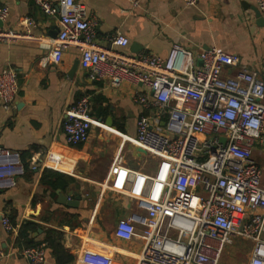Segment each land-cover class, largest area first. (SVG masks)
<instances>
[{"label": "built area", "instance_id": "1", "mask_svg": "<svg viewBox=\"0 0 264 264\" xmlns=\"http://www.w3.org/2000/svg\"><path fill=\"white\" fill-rule=\"evenodd\" d=\"M48 17L57 16L59 32L49 47L61 54L79 52L94 80L112 87L128 82L148 93H134L142 113L135 122V143L150 158L125 165L116 157L100 194L108 191L132 204L113 235L140 242L135 264H219L235 240L251 248L248 264H264V173L256 155L264 154V81L240 58L216 48L192 52L173 44L165 59L151 53L122 52L129 40L109 38L110 49L98 46L86 8L74 0H31ZM139 7V0H124ZM199 0H181L195 7ZM264 16V0H252ZM5 16L2 12L0 19ZM25 32L0 31V41L30 38ZM224 69L233 74L223 77ZM18 82L11 68L0 72V105L14 108ZM88 97L65 114L66 142H87L92 122ZM163 124V125H162ZM35 169V167H32ZM23 175L19 154L0 147V191ZM131 206V205H130ZM128 208V207H127ZM0 224L12 230L0 211ZM113 250V249H112ZM120 253L119 250H117ZM47 244L24 250L27 264H44ZM133 257V255L121 252ZM5 257L0 247V260ZM75 264H113L108 256L82 250Z\"/></svg>", "mask_w": 264, "mask_h": 264}, {"label": "crops", "instance_id": "2", "mask_svg": "<svg viewBox=\"0 0 264 264\" xmlns=\"http://www.w3.org/2000/svg\"><path fill=\"white\" fill-rule=\"evenodd\" d=\"M74 1L85 6L100 47L113 48L109 38L121 34L129 40L122 52L129 55L151 53L165 59L173 44L194 53L216 48L237 55L264 81V16L258 23L252 0H199L195 7H185L181 0H139V7L124 0ZM2 12L0 31L33 28L29 39L0 41V72L13 69L19 87L14 108L3 110L0 105V147L19 154L23 167L15 186L0 191V211L12 227L7 232L0 224L5 254L0 264H27L24 250L48 240L73 258L65 264H75L88 249L108 256L113 264H135L141 243L113 235L132 204L108 191L100 194L98 185L116 157L128 166L140 163L135 162L142 156L137 157L134 138L142 110L134 103V93L148 91L128 82L112 87L106 80H94L75 48L61 54L51 51L58 18L45 16L31 0H0ZM232 74L230 69L222 71L223 77ZM82 97L90 101L92 127L86 143L72 146L62 126L68 108ZM51 173L72 181L54 186L57 180ZM59 195L68 201L78 195L77 206L59 204ZM239 245L247 244L235 240L228 246L231 262ZM250 251L249 246L244 264ZM44 264H57L48 246Z\"/></svg>", "mask_w": 264, "mask_h": 264}, {"label": "rangeland", "instance_id": "3", "mask_svg": "<svg viewBox=\"0 0 264 264\" xmlns=\"http://www.w3.org/2000/svg\"><path fill=\"white\" fill-rule=\"evenodd\" d=\"M256 160L262 166L263 173H264V154H261L260 156L256 155ZM139 161L141 164L147 165L150 162V158L148 156H142L141 158H135V162H139ZM236 248H237V249H235L236 257H234L233 261L231 262L230 260H232V259H228L229 253H226V252H228L229 248L226 247L224 250V253L220 259L219 264H231V263L232 264H244L245 261L247 260V253L249 252V245L247 244L244 247L239 245ZM230 250L232 251L233 248L232 249L230 248Z\"/></svg>", "mask_w": 264, "mask_h": 264}, {"label": "trees", "instance_id": "4", "mask_svg": "<svg viewBox=\"0 0 264 264\" xmlns=\"http://www.w3.org/2000/svg\"><path fill=\"white\" fill-rule=\"evenodd\" d=\"M51 176H54L57 180V183L53 184L54 186L64 187L67 184V182L72 181V179L65 178L59 174L51 173ZM25 234L26 233L24 229L21 235L25 237L26 236ZM48 238H52V237H48ZM46 244L48 248L52 250L53 256L57 264H65L73 260V258L69 256L61 247L60 248L57 247L55 243H53V241L48 240Z\"/></svg>", "mask_w": 264, "mask_h": 264}, {"label": "water", "instance_id": "5", "mask_svg": "<svg viewBox=\"0 0 264 264\" xmlns=\"http://www.w3.org/2000/svg\"><path fill=\"white\" fill-rule=\"evenodd\" d=\"M253 12L255 13V16H256L257 20H259L258 23H262V16H261L260 12L256 8L253 9ZM133 48H138V47H136L134 45ZM136 152H137V157H141V156H145L146 155V153L140 148H136ZM78 200H79V196L78 195H76V200L75 201H68L66 197L59 195L58 203L62 204V205H66L68 207H76L77 203H78Z\"/></svg>", "mask_w": 264, "mask_h": 264}]
</instances>
